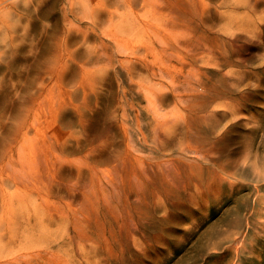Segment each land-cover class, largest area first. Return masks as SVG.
Masks as SVG:
<instances>
[{"label": "rangeland", "instance_id": "1", "mask_svg": "<svg viewBox=\"0 0 264 264\" xmlns=\"http://www.w3.org/2000/svg\"><path fill=\"white\" fill-rule=\"evenodd\" d=\"M73 1L4 3L0 264H264V0Z\"/></svg>", "mask_w": 264, "mask_h": 264}, {"label": "bare ground", "instance_id": "2", "mask_svg": "<svg viewBox=\"0 0 264 264\" xmlns=\"http://www.w3.org/2000/svg\"><path fill=\"white\" fill-rule=\"evenodd\" d=\"M7 0H0V21L1 22H6V21H8L6 18V15H7V13H5L6 12V9H7V4H4L5 2H6ZM107 1H111V2H114V1H118V0H74L73 2H72V4H71V10H73L75 7V4L77 3V2H81L82 4H83V6H84V8H85V10H87L89 13H91L93 16L94 15H96V16H103L104 14H105V10H107L108 12H110V18L111 19H113L114 17H115V14L117 13V11L116 10H109L108 8H107ZM119 1H123V0H119ZM132 1H137V0H125V2H126V5H128L129 7H131V5H132ZM13 3V5H14V3H16V1L15 2H12ZM9 11V10H8ZM129 11H131V9H129L127 12H129ZM126 12V13H127ZM121 15V17L122 16H124V17H122V20H124L125 18H128L129 19V16L131 15V13H128V14H120ZM127 15H128V17H127ZM248 18V17H247ZM72 23V22H71ZM75 24V23H74ZM138 23L136 22L135 24H134V26L135 27H137L138 28V25H137ZM81 24H79V26H80ZM74 27V26H73ZM77 27V26H76ZM81 28V27H80ZM0 29H1V25H0ZM79 29V28H78ZM125 29H127V27H125ZM80 31H81V29H80ZM85 31V29L82 31V32H84ZM89 32V31H88ZM87 32V33H88ZM111 33L110 34H112L111 35V37H113L114 39H116V41H117V43L121 46V45H123V44H126V43H124L123 41V38H121V36H117V34L116 33H114V30H111L110 31ZM85 36H86V34H85ZM10 43V42H9ZM142 43V42H141ZM147 43V42H146ZM9 45H12V44H9ZM128 45V47H129V44H127ZM127 45H126V47H124V48H127ZM144 46H141L140 45V47L138 48V50H136V47L134 48V49H132V51L131 52H133V53H136L137 54V52H139V51H141V49L142 48H146V50H149L151 53L153 52V48L151 49V45L149 46V44H146V47H145V44H143ZM124 46V45H123ZM133 48V47H132ZM131 49V48H130ZM129 51V50H128ZM154 53V52H153ZM1 54V53H0ZM132 55V54H131ZM131 55H130V57H131ZM143 55V54H142ZM149 55V54H148ZM139 56V55H138ZM141 56V55H140ZM156 56H158L157 54H156ZM147 57V56H146ZM142 58V57H141ZM131 60H132V58H130ZM144 59V58H143ZM138 60V59H137ZM124 61V60H123ZM127 61V60H126ZM140 61V60H139ZM145 61V60H144ZM152 61V63H153V59L151 60ZM135 62V60L133 61V63ZM129 63V62H128ZM131 63H129V65H130ZM134 65V64H133ZM135 65H137V64H135ZM131 66V65H130ZM159 66V68H160V70H162L163 71V69L166 67V64L165 63H163V64H159L158 65ZM132 67V66H131ZM130 67V68H131ZM198 72V71H197ZM196 72V73H197ZM197 75V74H196ZM33 82V81H32ZM150 85V84H149ZM149 85H147V86H145L146 87V94L148 95V97L151 99V96H160V94L157 92V91H155L154 90V88L155 87H153V86H149ZM142 86V85H141ZM144 87V86H143ZM157 89V88H156ZM159 91H160V87H159ZM162 120V119H161ZM0 143H2V138L0 137ZM165 146V145H164ZM167 146V145H166ZM165 146V147H166ZM162 148V147H161ZM153 152V151H152ZM155 154V153H154ZM13 155H14V152H12L11 153V155H10V157H11V161H13ZM4 190L3 189H1L0 188V196L2 197V204L3 203H5L6 202V198H5V195H4ZM2 219V218H1ZM8 222V221H7ZM3 224H4V220L2 219V220H0V229L2 230V228H3ZM4 235L3 234H0V237H3ZM47 251H49V250H47ZM12 254V253H11ZM8 256V255H7ZM9 256H11V255H9ZM13 256V255H12ZM11 256V258L13 259V257ZM3 257H5V256H3ZM18 257V256H17ZM16 257V258H17ZM19 259V258H18ZM18 259L16 260V261H18ZM3 260H5V259H3ZM7 260V259H6ZM28 261V260H27ZM8 262V261H7ZM28 263V262H27Z\"/></svg>", "mask_w": 264, "mask_h": 264}]
</instances>
